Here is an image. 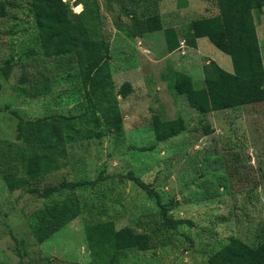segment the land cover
I'll return each instance as SVG.
<instances>
[{"label": "rangeland", "instance_id": "obj_1", "mask_svg": "<svg viewBox=\"0 0 264 264\" xmlns=\"http://www.w3.org/2000/svg\"><path fill=\"white\" fill-rule=\"evenodd\" d=\"M3 1L8 13L0 16V141H12L22 152L9 161L21 174L23 155L30 149L16 138V113L26 118L78 116L85 112L87 100L76 67L43 56L27 0ZM65 1L78 18L80 4ZM97 1L99 17L87 21L89 31L110 40L113 83L128 80L132 85L125 97L118 96L122 133L115 134L103 117L98 125L85 122L82 128L102 135L82 133L84 137L67 142L55 168H43L30 180L42 188L98 176L93 184L47 198L27 195L16 203L0 173V264H88L85 228L103 220H112L117 228L130 225L151 238L148 250L129 249L119 264H209L207 255L230 237L250 246L264 241V101L200 113L176 91L172 69L189 76L198 88L202 65L215 62L233 70L230 55L201 36L199 52L184 45L169 56L158 46L150 58L130 34L122 5ZM158 8L163 27H175L181 40L190 22L217 11L214 0H159ZM253 17L264 65V6L253 10ZM6 62L9 71L4 75ZM37 87L40 92L32 94L30 89ZM155 115L181 116L186 127L156 142L151 123ZM128 170L152 186L162 203L174 202L169 215L191 223L162 226L159 205L126 176ZM51 202L77 206L78 213L39 243L33 232L35 211Z\"/></svg>", "mask_w": 264, "mask_h": 264}, {"label": "trees", "instance_id": "obj_2", "mask_svg": "<svg viewBox=\"0 0 264 264\" xmlns=\"http://www.w3.org/2000/svg\"><path fill=\"white\" fill-rule=\"evenodd\" d=\"M115 1L122 5L128 15L127 27L131 35L162 30L169 52L179 46L180 38L176 28L163 27L159 0ZM124 1L127 5H123ZM97 2L74 0L75 4L83 5V9L76 14L78 18H74L65 0H27L43 56L57 60L58 63L64 62L67 68L76 67L78 80L86 93L87 105L85 112L78 116L53 113L26 118L16 113V138L30 149V153L23 155L21 174L16 172L9 161L19 157L22 152L14 148V142L6 139L0 141V173L16 203L27 195L47 198L65 189L73 190L77 186L93 184L99 179L96 176L92 180H61L42 188L30 184V180L43 168L44 171L55 168L56 156H65L64 145L67 142L84 137L82 133L97 138L102 135L82 128L85 122L98 125L99 117H103L115 134L122 133L123 115L118 96L125 97L132 90V85L128 80L121 81L118 86L113 83L109 71L110 40L104 36H95L89 31L87 21L92 22L99 17ZM214 2L217 11L190 22L182 35L186 45L191 47H195L197 38L208 37L216 47L230 55L233 70L228 71L215 62L213 66L205 64L202 85L198 88L194 87L190 77L177 71L172 72L176 91L185 94L188 104L200 113L264 101V65L253 17V10L263 7L264 0ZM7 13L5 1L0 0V16ZM33 52L31 49L30 53ZM2 70L4 75L9 71L7 62ZM23 78L20 77L22 80ZM30 91L38 94L40 89L37 87ZM151 123L156 142L176 136L186 127L181 116L160 119L155 115ZM126 176L155 199L160 208L162 226L175 228L182 223H191L169 215L174 202L169 205L162 203L159 193L138 175L128 170ZM15 191L17 194H14ZM77 213V206L70 208L64 203L51 202L39 207L35 211L37 222L33 230L36 240L39 243L47 240ZM13 238L15 239L14 235ZM85 238L91 256L88 264H119L125 251L133 248L145 251L151 245L147 232L136 231L130 225L117 228L112 220L88 225L85 228ZM12 250L20 254L18 248L13 247ZM207 261L209 264H264V241L250 246L239 237H230L207 255Z\"/></svg>", "mask_w": 264, "mask_h": 264}, {"label": "crops", "instance_id": "obj_3", "mask_svg": "<svg viewBox=\"0 0 264 264\" xmlns=\"http://www.w3.org/2000/svg\"><path fill=\"white\" fill-rule=\"evenodd\" d=\"M76 5H78V4H76ZM81 5V7L83 8V5L82 4H80ZM177 30V29H176ZM178 31V30H177ZM133 37H135L136 38V41L138 42V43H140V47L146 52V53H148V54H150V58H151V56H152V58L154 57V55H156L154 52H156L157 51V47L159 46V49L160 50H164L165 52H166V54L167 55H169V56H172L173 54H174V51H176V50H179V49H181V48H184V47H180V46H178L176 49H174L173 51H168L167 49H166V46H165V40H164V35H163V31L162 30H158V31H153V32H145V33H143V34H141V35H136V36H133ZM180 38V37H179ZM199 38H201V37H199ZM208 38V37H207ZM198 39V38H197ZM196 39V45H195V47H191V46H189L191 49H194V50H196V51H198L199 52V50H198V40ZM181 40V39H180ZM211 42V41H210ZM212 43V42H211ZM213 44V43H212ZM187 47H188V45H186ZM185 46V47H186ZM218 48V47H217ZM143 51V52H144ZM156 57V56H155ZM208 59H211L210 57L208 58ZM146 60V59H145ZM149 63L151 62L150 60L148 61ZM206 62V61H205ZM156 64H158V62L156 63ZM218 64V63H217ZM204 65H205V63L202 65V69H201V76H203V69H204ZM219 65V64H218ZM220 66V65H219ZM220 67H222V66H220ZM223 68V67H222ZM172 69V68H171ZM228 70V69H227ZM174 71H177V70H173L172 69V72H174ZM230 71V70H229ZM177 72H179V73H182V72H180V71H177ZM184 74V73H183ZM186 75V74H185ZM187 76V75H186ZM189 77V76H188ZM230 108H232V107H230ZM225 109H227V108H225ZM219 110V109H218ZM211 111H213V110H211Z\"/></svg>", "mask_w": 264, "mask_h": 264}, {"label": "built area", "instance_id": "obj_4", "mask_svg": "<svg viewBox=\"0 0 264 264\" xmlns=\"http://www.w3.org/2000/svg\"><path fill=\"white\" fill-rule=\"evenodd\" d=\"M184 45H186V44H185V41H184L183 39L180 40V41H179V46L182 47V46H184Z\"/></svg>", "mask_w": 264, "mask_h": 264}]
</instances>
